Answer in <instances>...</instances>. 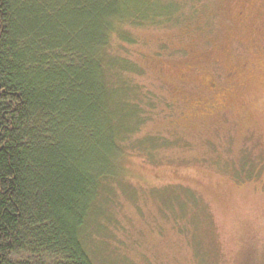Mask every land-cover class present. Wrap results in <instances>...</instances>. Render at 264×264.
<instances>
[{"label": "rangeland", "instance_id": "374dc122", "mask_svg": "<svg viewBox=\"0 0 264 264\" xmlns=\"http://www.w3.org/2000/svg\"><path fill=\"white\" fill-rule=\"evenodd\" d=\"M189 5L131 28L157 144L80 231L93 264H264V0Z\"/></svg>", "mask_w": 264, "mask_h": 264}, {"label": "trees", "instance_id": "16d2710c", "mask_svg": "<svg viewBox=\"0 0 264 264\" xmlns=\"http://www.w3.org/2000/svg\"><path fill=\"white\" fill-rule=\"evenodd\" d=\"M191 2L0 0V264H93L80 231L125 181L120 160L157 144L139 136L157 107L131 28Z\"/></svg>", "mask_w": 264, "mask_h": 264}]
</instances>
